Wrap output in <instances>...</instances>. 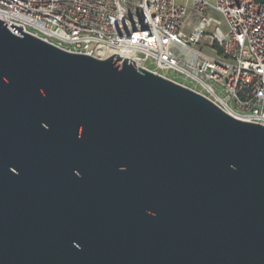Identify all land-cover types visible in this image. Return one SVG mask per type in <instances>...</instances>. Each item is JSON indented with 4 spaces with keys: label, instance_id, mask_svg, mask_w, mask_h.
I'll return each instance as SVG.
<instances>
[{
    "label": "water",
    "instance_id": "obj_1",
    "mask_svg": "<svg viewBox=\"0 0 264 264\" xmlns=\"http://www.w3.org/2000/svg\"><path fill=\"white\" fill-rule=\"evenodd\" d=\"M5 25L0 264H264V126Z\"/></svg>",
    "mask_w": 264,
    "mask_h": 264
},
{
    "label": "built area",
    "instance_id": "obj_2",
    "mask_svg": "<svg viewBox=\"0 0 264 264\" xmlns=\"http://www.w3.org/2000/svg\"><path fill=\"white\" fill-rule=\"evenodd\" d=\"M211 13L223 17L225 33ZM0 21L69 53L117 54L264 126V0H0Z\"/></svg>",
    "mask_w": 264,
    "mask_h": 264
},
{
    "label": "rangeland",
    "instance_id": "obj_3",
    "mask_svg": "<svg viewBox=\"0 0 264 264\" xmlns=\"http://www.w3.org/2000/svg\"><path fill=\"white\" fill-rule=\"evenodd\" d=\"M212 14V17L215 18L216 20L220 21L221 22V30L223 33H225L227 31V27L225 25V21L223 19V17L217 13H211ZM145 66L150 69V70H155L156 67H155V64L151 61H148ZM163 75H165L166 77H169L171 79H173L174 81L180 83V84H183V85H186L188 87H192V88H195L196 90H200L199 87L195 86L193 83H191L188 79H186L184 76L182 75H177L176 73H173L171 71H168V72H162Z\"/></svg>",
    "mask_w": 264,
    "mask_h": 264
},
{
    "label": "flooded vegetation",
    "instance_id": "obj_4",
    "mask_svg": "<svg viewBox=\"0 0 264 264\" xmlns=\"http://www.w3.org/2000/svg\"><path fill=\"white\" fill-rule=\"evenodd\" d=\"M70 141H72V140H70ZM56 155H54V156H51L50 158H51V160H56V158L57 157H55ZM29 159V160H28ZM36 161H37V155H35V158H34ZM85 159H87V157H85ZM42 160H43V157H39L38 158V162L40 161V162H42ZM30 162H33V158H24L23 157V159H22V161H21V164H22V167L25 169L26 168V166H27V164L29 163L30 164ZM39 162V163H40ZM41 164V163H40ZM40 166V165H39ZM7 168V167H6ZM42 168V166H40V169ZM85 168V167H84ZM9 169H10V167H9ZM56 171H57V169H56ZM56 171L54 170V172H53V176H54V178H56L57 179V175H56ZM21 174H23L22 172H21ZM39 175V174H38ZM39 176H41V175H39ZM89 177V176H88ZM88 179V178H87ZM54 182V184L56 183V181H55V179L53 180Z\"/></svg>",
    "mask_w": 264,
    "mask_h": 264
},
{
    "label": "bare ground",
    "instance_id": "obj_5",
    "mask_svg": "<svg viewBox=\"0 0 264 264\" xmlns=\"http://www.w3.org/2000/svg\"><path fill=\"white\" fill-rule=\"evenodd\" d=\"M110 54V52H107V55H109Z\"/></svg>",
    "mask_w": 264,
    "mask_h": 264
}]
</instances>
